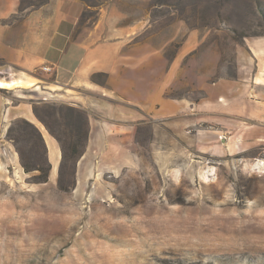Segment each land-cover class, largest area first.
I'll list each match as a JSON object with an SVG mask.
<instances>
[{
  "label": "rangeland",
  "instance_id": "374dc122",
  "mask_svg": "<svg viewBox=\"0 0 264 264\" xmlns=\"http://www.w3.org/2000/svg\"><path fill=\"white\" fill-rule=\"evenodd\" d=\"M84 2L141 27L133 41L163 45L166 65L184 54L180 87L168 93L183 108L158 123L137 115L87 149L82 119L64 107L97 110V87L0 89V264H264V164L252 168L264 163V122L250 101L247 116L233 113L236 98H251L252 73L264 82L246 46L264 38V0ZM30 107L65 153L45 183L46 151L23 117Z\"/></svg>",
  "mask_w": 264,
  "mask_h": 264
},
{
  "label": "crops",
  "instance_id": "0c3cea01",
  "mask_svg": "<svg viewBox=\"0 0 264 264\" xmlns=\"http://www.w3.org/2000/svg\"><path fill=\"white\" fill-rule=\"evenodd\" d=\"M114 9L93 7L84 0H0V89L33 86L43 88L51 96L57 88L95 91L97 87L103 99L97 110L87 102L68 104L81 109L87 117V149L94 139L103 138L107 132H123L118 128L128 123L129 126L133 117L134 121L142 122L143 118L137 115L150 116L158 123L183 108L180 100L168 93L180 87L183 69L179 62L184 54L177 53L166 65L163 45L148 39L134 42L141 27L119 25L124 18L110 13ZM86 13L95 19L84 22ZM246 46L251 50L253 66L263 70L264 79V38L247 42ZM98 76H104L103 84L97 81ZM258 76L257 72L252 73L249 100L233 97L229 86L223 90L228 92L229 99L239 101L236 105L239 108L233 111L235 115L247 116L250 101L252 118L264 122V82ZM257 79L259 82H255ZM214 94L211 95L215 97ZM220 97L229 100L221 94L217 98ZM25 112L23 117L41 134L50 164L49 178L54 177L59 145L29 117L31 107Z\"/></svg>",
  "mask_w": 264,
  "mask_h": 264
},
{
  "label": "trees",
  "instance_id": "16d2710c",
  "mask_svg": "<svg viewBox=\"0 0 264 264\" xmlns=\"http://www.w3.org/2000/svg\"><path fill=\"white\" fill-rule=\"evenodd\" d=\"M65 111L68 113V114H75L77 117H80V119H82V123L85 127V131H84V135H85V142L87 140V117L85 115L84 112L82 111H78L77 109H75L74 107H64ZM32 111H33V114L37 117V119L43 124V126L45 127L46 131L55 139V141L58 143L59 145V148L61 150V153H62V156H61V161L64 160L65 158V153H64V150L62 148V144L59 140V138L56 136V134L54 133L53 129L51 128V126L49 125V123L44 120L43 118H41L38 113L36 112V110L34 108H32ZM57 114L58 115H61L60 111L58 110L57 111ZM28 126H30V128L32 129V131L34 132L35 136L37 137V139L42 143L44 149H45V146H44V143H43V140H42V137H41V134L40 132L38 131V129L31 123H27ZM46 151V150H45ZM76 160H74V165L76 163ZM22 167H23V171L24 173H29L31 172L32 170H38L37 168H29L26 164H22ZM38 171H42V177L40 178V182L41 183H45L47 182L48 180V176H49V171H50V164L48 163V160H47V157H46V170H42V169H39Z\"/></svg>",
  "mask_w": 264,
  "mask_h": 264
},
{
  "label": "bare ground",
  "instance_id": "6f19581e",
  "mask_svg": "<svg viewBox=\"0 0 264 264\" xmlns=\"http://www.w3.org/2000/svg\"><path fill=\"white\" fill-rule=\"evenodd\" d=\"M58 89V88H57ZM42 127V126H41ZM241 154V156L242 155H244V154H246L245 152H241L240 153ZM256 162V161H255ZM251 163V162H250ZM264 163L262 162V161H257V163H255L254 164V166L252 167L253 169H262L263 168V166H261V165H263ZM54 168V167H53ZM243 170V169H242ZM52 173V172H51ZM55 174H56V172H55ZM219 184V183H218ZM222 185V184H221ZM225 191V189H224V187L223 186H221L219 189H218V192H219V194H222L223 192ZM259 192V191H258ZM210 211V210H209ZM236 233V232H235ZM192 240V239H191Z\"/></svg>",
  "mask_w": 264,
  "mask_h": 264
},
{
  "label": "built area",
  "instance_id": "2783aa9c",
  "mask_svg": "<svg viewBox=\"0 0 264 264\" xmlns=\"http://www.w3.org/2000/svg\"><path fill=\"white\" fill-rule=\"evenodd\" d=\"M45 71H47L48 69L47 68H43Z\"/></svg>",
  "mask_w": 264,
  "mask_h": 264
}]
</instances>
